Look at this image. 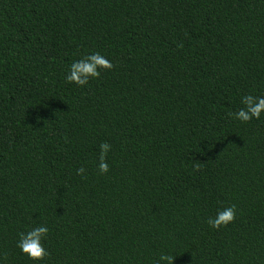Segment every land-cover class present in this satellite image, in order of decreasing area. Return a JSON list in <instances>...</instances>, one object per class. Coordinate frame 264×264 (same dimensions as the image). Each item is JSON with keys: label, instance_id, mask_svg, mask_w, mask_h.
Segmentation results:
<instances>
[{"label": "trees", "instance_id": "1", "mask_svg": "<svg viewBox=\"0 0 264 264\" xmlns=\"http://www.w3.org/2000/svg\"><path fill=\"white\" fill-rule=\"evenodd\" d=\"M93 52L113 68L67 83ZM248 94L264 0H0V264H34L16 241L44 222L36 264H264V114L230 115Z\"/></svg>", "mask_w": 264, "mask_h": 264}, {"label": "clouds", "instance_id": "2", "mask_svg": "<svg viewBox=\"0 0 264 264\" xmlns=\"http://www.w3.org/2000/svg\"><path fill=\"white\" fill-rule=\"evenodd\" d=\"M112 68L113 65L108 58L100 52H93L78 60H74L64 78L67 83H74L83 88L89 84L90 80L100 78L101 69L111 70ZM240 103L242 107L230 115L241 123H247L254 118L259 120L262 114H264V96L244 95L241 96ZM111 148V144L106 141L101 142L99 145V162L97 168L100 175L106 174L110 170L106 158ZM194 168L195 170H199L198 166H194ZM85 171V168L81 167L77 169V174H83ZM237 211L235 204H225V206L217 210L214 216H209L206 223L210 229L219 230L222 227L226 228L235 222ZM49 232L50 229L46 222L40 223L27 231L20 232L16 241V247L29 260L33 261L34 264L44 261L46 257L50 256L45 246L49 238ZM178 256L162 252L159 254L155 264H175Z\"/></svg>", "mask_w": 264, "mask_h": 264}]
</instances>
